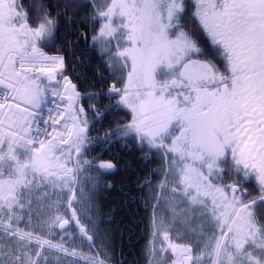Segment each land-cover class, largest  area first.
Returning a JSON list of instances; mask_svg holds the SVG:
<instances>
[{
    "label": "snow or ice",
    "instance_id": "obj_1",
    "mask_svg": "<svg viewBox=\"0 0 264 264\" xmlns=\"http://www.w3.org/2000/svg\"><path fill=\"white\" fill-rule=\"evenodd\" d=\"M0 264H264V0H0Z\"/></svg>",
    "mask_w": 264,
    "mask_h": 264
},
{
    "label": "trees",
    "instance_id": "obj_2",
    "mask_svg": "<svg viewBox=\"0 0 264 264\" xmlns=\"http://www.w3.org/2000/svg\"><path fill=\"white\" fill-rule=\"evenodd\" d=\"M142 226H143V225H141V230H140V233H139L137 239H136L135 241H133V243L137 245L136 248H133V247H131L130 245H129V246H126V245H128L127 237H124L123 240H118V241H117V248L119 247L120 244H122V247H124L125 249H127V252H128V253H131V257H130V258H133V254H134V253L137 254V252H138L141 248H143V246H144L145 241H144V239H143V234H141V233H143V231H142Z\"/></svg>",
    "mask_w": 264,
    "mask_h": 264
},
{
    "label": "flooded vegetation",
    "instance_id": "obj_3",
    "mask_svg": "<svg viewBox=\"0 0 264 264\" xmlns=\"http://www.w3.org/2000/svg\"><path fill=\"white\" fill-rule=\"evenodd\" d=\"M142 231H143V226H142ZM141 234H143V233H141ZM121 248L124 249V252H125V254L127 255V254H128L127 249H125L124 247H122V244H120L119 247L117 248V252L119 253V250H120ZM133 258H137V256H136L135 253L133 254Z\"/></svg>",
    "mask_w": 264,
    "mask_h": 264
}]
</instances>
